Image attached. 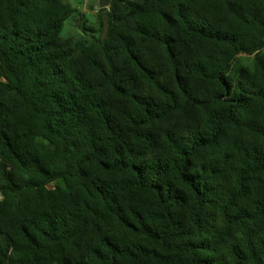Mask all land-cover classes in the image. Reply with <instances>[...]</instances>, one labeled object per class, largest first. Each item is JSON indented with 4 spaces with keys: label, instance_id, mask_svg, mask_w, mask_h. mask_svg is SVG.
Masks as SVG:
<instances>
[{
    "label": "trees",
    "instance_id": "16d2710c",
    "mask_svg": "<svg viewBox=\"0 0 264 264\" xmlns=\"http://www.w3.org/2000/svg\"><path fill=\"white\" fill-rule=\"evenodd\" d=\"M100 10L0 0V264H264V0Z\"/></svg>",
    "mask_w": 264,
    "mask_h": 264
},
{
    "label": "rangeland",
    "instance_id": "374dc122",
    "mask_svg": "<svg viewBox=\"0 0 264 264\" xmlns=\"http://www.w3.org/2000/svg\"><path fill=\"white\" fill-rule=\"evenodd\" d=\"M75 14L65 23L62 36L64 38H86L91 39L92 36H104L106 28V13L94 7L98 5L99 0H66ZM107 9V8H105ZM104 10V9H102ZM87 28L90 31H85ZM248 68L253 69V58L247 56H239L232 71L235 69Z\"/></svg>",
    "mask_w": 264,
    "mask_h": 264
},
{
    "label": "water",
    "instance_id": "95a60500",
    "mask_svg": "<svg viewBox=\"0 0 264 264\" xmlns=\"http://www.w3.org/2000/svg\"><path fill=\"white\" fill-rule=\"evenodd\" d=\"M108 7V0H99L98 5H96L94 8L97 9H105Z\"/></svg>",
    "mask_w": 264,
    "mask_h": 264
}]
</instances>
